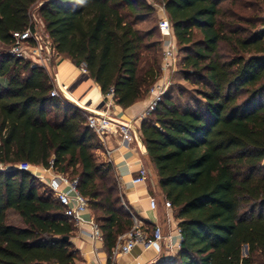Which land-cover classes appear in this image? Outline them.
Here are the masks:
<instances>
[{"label": "trees", "instance_id": "trees-1", "mask_svg": "<svg viewBox=\"0 0 264 264\" xmlns=\"http://www.w3.org/2000/svg\"><path fill=\"white\" fill-rule=\"evenodd\" d=\"M40 1L59 56L85 65L102 93L113 88L124 108L145 98L162 74L159 25L139 24L157 8L148 0H0V162L9 167L0 170V264L80 258L65 206L21 163L78 178L112 264L134 219L113 167L95 156L101 144L87 112L51 95L46 68L4 49L13 32L30 26ZM158 1L173 27L180 71L197 96L178 104L169 87L141 126L183 235L178 251L157 264H264V0ZM9 211L24 225L9 222Z\"/></svg>", "mask_w": 264, "mask_h": 264}, {"label": "built area", "instance_id": "built-area-1", "mask_svg": "<svg viewBox=\"0 0 264 264\" xmlns=\"http://www.w3.org/2000/svg\"><path fill=\"white\" fill-rule=\"evenodd\" d=\"M152 4L156 6L158 5L164 13L159 24V29L164 40L161 77L150 88L149 94L151 96V100L135 120L123 122L114 118L112 114V108L115 105V93L113 88H111V90L105 95L103 107L100 109L84 108L87 112L88 126L100 138L110 133H120L125 141L133 140L135 136L133 130L135 122L137 120L147 119L158 108L159 103L162 101L163 96L170 87L171 74L178 67V46L165 5L160 2ZM8 53L15 58L30 61L33 66H41L47 70L50 66L53 67L52 62L56 61L59 57L52 39L47 32L43 33L37 28L34 24L33 17L32 22L27 29L24 31L13 32L12 43L8 47ZM80 69L84 73L88 72L85 65L80 66ZM51 77L54 83L51 95L69 100L68 86L59 81L56 73L51 75ZM108 154H110V151ZM17 167L21 170L32 173L35 177L40 179L41 182L47 185L53 196L59 200L63 206H65V215L72 222H74L77 228L89 225L91 229L90 236L92 239L95 242L103 239L102 229L95 218L86 217V213L90 210L89 199L80 192L78 187V178H71L68 174L59 172L53 169V167L45 168L46 171L52 173V176L48 178L38 173L37 169L42 166H35L30 163H21ZM5 169H9V167H7L3 162H0V170ZM148 176L149 169L144 163H142L139 173L133 177L132 182L134 184L146 182ZM151 205L153 208L157 207V200L155 198L151 199ZM165 205L167 208H172L170 200L165 199ZM132 216L134 219V225L127 233L119 237L118 243L113 249V258L130 253L138 245H142L144 248L149 249L156 244H163L170 251L181 247L183 235L179 226L176 230L177 240L175 242L174 236L172 234H166L161 225L156 224L153 228H150L134 214H132ZM92 264L101 263L96 261Z\"/></svg>", "mask_w": 264, "mask_h": 264}, {"label": "crops", "instance_id": "crops-1", "mask_svg": "<svg viewBox=\"0 0 264 264\" xmlns=\"http://www.w3.org/2000/svg\"><path fill=\"white\" fill-rule=\"evenodd\" d=\"M63 64L71 67V73L67 79L70 80L69 82H73L72 85H69V82L65 83L57 70L56 75L61 83L68 86L69 101L82 109L103 107L105 95L102 93L101 87L69 58H64ZM150 100L151 96L148 94L127 108L115 103L112 114L114 118L123 122L135 120ZM142 122L143 120L135 122L133 140L125 141L120 133H110L99 137L101 146L95 150V156L99 162L108 163L113 167L119 180L123 200L131 213L146 225H161L166 234L174 236L176 242V230L180 219L172 208H167L165 205V196L159 186L157 170L149 160L148 150L142 137ZM109 151L110 154H108ZM142 163L148 167L149 176L146 182L134 184L132 179L139 173ZM37 171L47 178L52 176V173L43 167H39ZM153 198L157 200L156 208L151 205ZM86 217H94L91 210L86 213ZM90 231V226L84 225L77 228L71 237V241L80 255L76 264H92L96 261L101 264H110L104 238L95 242L90 236ZM178 249L170 251L163 244H156L149 249L138 245L130 253L113 258L112 264H157L172 257Z\"/></svg>", "mask_w": 264, "mask_h": 264}, {"label": "rangeland", "instance_id": "rangeland-1", "mask_svg": "<svg viewBox=\"0 0 264 264\" xmlns=\"http://www.w3.org/2000/svg\"><path fill=\"white\" fill-rule=\"evenodd\" d=\"M150 3H159L158 0H148ZM43 4V1L38 2L37 4H35L32 8V17L34 20V24L37 26L38 29H40L41 32L46 33V28L44 26V23L38 13L40 6ZM156 6V5H155ZM158 6V5H157ZM157 12L156 14L149 19L148 21L145 22H141L139 24H141V27L143 28H149L152 26H157L160 24L162 18H163V12L161 11V9L159 8V6L157 7ZM157 38L159 39H163L162 34L158 31L157 32ZM6 51H8V48L5 47L4 48ZM160 56H162V50L160 52ZM182 56V54H181ZM64 58L62 57H58L56 59V61H53V67H49L48 72L51 75H54L56 73V70L58 71L61 79L65 82L68 83L70 80H68L67 78L69 77L70 72V68L67 65H64ZM181 67L178 66L177 69L171 74V83H170V92L173 95L174 100L178 103V104H188L190 102H193L192 100L194 99V97L196 98L197 94L195 91V87L189 83L188 81H186L183 77V74L181 73ZM73 82H69V85H72ZM38 179V178H37ZM39 182L40 179H38ZM43 183V182H42ZM8 221L18 225V226H23V220L20 217L19 214H17L14 211H9L8 213ZM243 254L247 255L248 253L245 252V247H243Z\"/></svg>", "mask_w": 264, "mask_h": 264}, {"label": "water", "instance_id": "water-1", "mask_svg": "<svg viewBox=\"0 0 264 264\" xmlns=\"http://www.w3.org/2000/svg\"><path fill=\"white\" fill-rule=\"evenodd\" d=\"M64 240H69V236H65L64 237ZM244 247H245V252L248 253V246L247 245H244Z\"/></svg>", "mask_w": 264, "mask_h": 264}]
</instances>
